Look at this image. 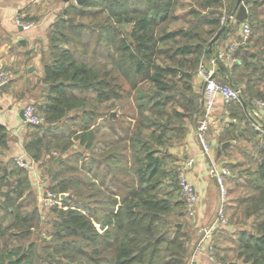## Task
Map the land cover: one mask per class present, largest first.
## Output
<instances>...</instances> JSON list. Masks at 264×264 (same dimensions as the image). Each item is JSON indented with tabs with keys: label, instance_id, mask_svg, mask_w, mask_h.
<instances>
[{
	"label": "trees",
	"instance_id": "trees-1",
	"mask_svg": "<svg viewBox=\"0 0 264 264\" xmlns=\"http://www.w3.org/2000/svg\"><path fill=\"white\" fill-rule=\"evenodd\" d=\"M224 1L92 0L63 9L50 30L43 101L35 105L45 122L26 124L24 150L44 171L43 155L51 154L58 166L49 169L46 188L64 197L43 231L30 172L3 159L8 131L0 124V264H188L191 217L173 149L203 116L195 81L200 65L213 59L231 86H243L242 102L226 105L232 121L221 135H230L229 144L216 156L231 171L227 185L242 190L226 212L242 224L241 206L246 220L233 233L217 231L214 257L220 264H264V127L254 128L248 101H264V0H242L251 36L234 50L229 69L213 53L234 32L222 22ZM123 25L131 26L127 34ZM116 102L122 110L112 116L121 108ZM100 118L105 139H97ZM68 124L64 136L75 135L90 151L87 162L62 158L71 142L59 134Z\"/></svg>",
	"mask_w": 264,
	"mask_h": 264
},
{
	"label": "crops",
	"instance_id": "crops-1",
	"mask_svg": "<svg viewBox=\"0 0 264 264\" xmlns=\"http://www.w3.org/2000/svg\"><path fill=\"white\" fill-rule=\"evenodd\" d=\"M74 0H0V70H13L11 82L0 89V124L8 131V150L4 161L17 155H25L24 139L27 126L20 117L23 108L32 102L40 105L43 101L41 92L45 85L40 83L43 77L45 62L50 59L49 34L53 23L57 20L63 9ZM76 4V3H75ZM17 17L22 21L31 23L27 29L17 25ZM29 20V21H27ZM237 24L234 32L228 34L227 38L221 39L214 45V55L236 50L243 44L241 34L242 23ZM230 24H233L231 21ZM240 36V37H238ZM222 63L229 69L233 63L232 59L225 57ZM205 68L213 71L217 81H231L228 73L222 72L217 64L211 60L205 61ZM196 88L203 91V79L198 74L196 77ZM243 90V86H239ZM226 105L218 98L211 120V127L217 131V122L225 120ZM264 123V110L260 112V118ZM101 121V120H100ZM100 121L98 124H100ZM264 127V125L262 126ZM208 135L211 145L210 159L202 154V149L197 140V125H190L188 134L182 145L173 149V153L179 159V167L186 168L189 161L194 164L186 168L187 179L195 186L198 195V205L194 217L190 218L193 240L191 254L200 238L202 228L211 226L219 206V189L214 176L210 173L211 161L217 166L223 163L217 159L218 138L213 134ZM222 131V129H221ZM102 147V145H100ZM86 150V149H85ZM84 162H87L90 151L86 150ZM94 152H97L94 150ZM40 164H36L33 173H30L31 183L35 191L40 194L39 185L44 186V175ZM215 190V191H214ZM218 230H227L233 233V227L217 226L214 228L212 239L215 240ZM195 264H215L203 251L195 259Z\"/></svg>",
	"mask_w": 264,
	"mask_h": 264
},
{
	"label": "built area",
	"instance_id": "built-area-1",
	"mask_svg": "<svg viewBox=\"0 0 264 264\" xmlns=\"http://www.w3.org/2000/svg\"><path fill=\"white\" fill-rule=\"evenodd\" d=\"M17 25L23 29H27L31 26V23L22 21L17 17ZM241 34L244 41H247L251 36L250 24L247 21L242 23ZM234 50L226 53L219 54V59L232 56ZM233 62L236 59L231 58ZM214 64V59L212 60ZM198 74L203 79V91H202V102H203V116L199 120L197 125V140L202 149V154L210 159L211 145L208 140L207 132L211 124L212 115L218 98H221L225 105L232 103L242 102L243 90L240 87L223 84L217 81L214 77L213 71H208L204 64H201L198 70ZM13 73L9 69L0 70V89L6 86L12 80ZM252 107V117L256 120L254 128L261 130L262 127L258 125L257 120L260 118V112L264 110V101L257 98L248 100ZM25 124L31 125H42L45 122V117L37 111L34 104H28L23 108ZM17 164L30 173H33L36 167V162L33 160L23 159L22 157L16 158ZM193 161H189L186 164V168L192 167ZM186 168L180 167L179 173V187L181 195L185 201V209L189 217H194L197 205L198 195L195 186L187 179L185 174ZM210 173L214 176L218 189H219V206L215 216L214 223L211 226H205L202 228L200 238L191 254L188 264H195V259L198 255L202 254L203 251L208 255L209 259L215 264H220L214 257V246L212 243L213 230L217 226H228V219L226 217V205H227V189H226V177L231 175V171L227 166H217L211 161ZM40 188V201L48 209L54 205L61 207V199L63 195L54 194L52 191L47 189L45 186L39 185Z\"/></svg>",
	"mask_w": 264,
	"mask_h": 264
},
{
	"label": "rangeland",
	"instance_id": "rangeland-1",
	"mask_svg": "<svg viewBox=\"0 0 264 264\" xmlns=\"http://www.w3.org/2000/svg\"><path fill=\"white\" fill-rule=\"evenodd\" d=\"M224 3H225V7L223 8V18H222L223 20H222V22L224 24H226L228 22L231 23V21H233V24H230V27H231L232 30L235 31V29L237 28V24H236V22H234V21H236L235 20V16H236V13H237V8H236L237 7V5H236L237 4V0H225ZM234 6H235V9L236 10L233 9ZM178 11H181V10L179 9ZM234 11H235V15H234ZM181 23H182V21H179L178 20L176 24L179 25ZM121 29H122V31L125 34H127L130 31L131 26H129V25H123ZM238 37H240V36H238ZM11 71H13V70H11ZM219 82H221L223 84L230 85V83L227 82V81H219ZM31 103L32 102H29V104H31ZM117 103L119 105H121V108L114 109V110H112L113 108L110 109V110H112V113L111 114L114 115V116H116L122 110V103L116 102V104ZM34 105H37L36 102L34 103ZM106 105H108V104L99 105V109L101 110V112L104 113L106 111ZM73 115H74V113L71 114L70 118L73 117ZM223 115H225V120L224 121H221V118L217 119L218 120V122H217V125H218L217 131L213 130L212 128L210 129V127H211V124H210L209 129H208V132H207V136H208L209 134H212V130H213V134L218 138V143H217V147L218 148L217 149L223 148V144L224 143H228L226 141H228V139L230 137V135H227V134L224 135V136L221 135V132H222L221 129L222 130L225 129L227 123L230 122V121H232L229 108L225 107V112H223ZM99 121H100V124H98ZM233 121L235 123L244 125V123H242L239 119H235ZM257 123L261 127L264 125V123L261 120H257ZM67 126L69 127V128H67V131H66L65 128L62 129L61 132H60V134H59V137L64 138V139H62L64 142L70 141L71 142V145H70L69 150L65 154V156H62V158L63 159H69L70 158V160L73 161L75 156L80 155V158H79L80 159V162H79V164H82L84 162L85 155H86L87 151L85 150V148L83 146H80L79 141L75 138V135H73L72 138L71 137L65 138V136L68 135V130L70 129V127H73L72 124H68ZM106 126H107V124H106L105 118H100V119L97 120L96 128H95L96 129V132H97V139H105L106 138V135L108 133V129H107ZM228 144H227V146H228ZM101 149H102V147L99 144L97 146V152L96 153L97 154H100L102 152ZM235 154H236V152H235ZM50 155L51 154H45V155H43L44 161H46V162L48 161V164L46 165L45 171L42 170L43 175L45 177L44 180H43L44 181L43 182L44 183V186L46 185L45 187H47V186L50 185V183H49L50 182L49 169L53 167L52 165L58 166V164H55V163H53L51 161ZM60 155L61 154L59 153V157H61ZM18 157H22L23 159H27V160H32L31 157L29 156V154H27V153L25 155H17V156L14 157V159L16 160V158H18ZM237 157L240 158L239 156H237ZM222 163H224V162H222ZM36 164H38V163H36ZM88 178H89V176L86 175V179H88ZM98 180L100 181V178H98ZM226 189H227V200H228L227 205H229L230 203H233L231 201H233V199H235L236 197H238V194L240 193L239 191H242V190L239 188V189H236L234 191L233 185H230V184L227 185V183H226ZM36 193H37V196H38V202H37V204H38V207H39V212H40L41 216L43 217L41 219L42 220V223H41L40 228L43 231H48L50 229V226L48 225V222L50 221V219L52 217V214H51V210L50 209L53 206L47 209L43 205V203L40 201V194L38 192H36ZM235 206L236 205H234L233 207H235ZM236 209H237L236 210L237 211V218H238V220H241V223L242 224H236L237 219L236 218L232 219L231 215H232V212L233 211L231 209H229V208H228V210L226 212V217L228 219V226L229 225H232V227L233 228L235 227L236 230H237L238 228L243 227V223H245L246 220L244 219L243 208H241V206L240 207L236 206ZM189 226H190V229H191V224ZM34 240H35V238H34ZM38 243L41 245L40 241ZM41 247L42 246L39 247V251L42 249ZM39 264H44V263L43 262H40Z\"/></svg>",
	"mask_w": 264,
	"mask_h": 264
},
{
	"label": "water",
	"instance_id": "water-1",
	"mask_svg": "<svg viewBox=\"0 0 264 264\" xmlns=\"http://www.w3.org/2000/svg\"><path fill=\"white\" fill-rule=\"evenodd\" d=\"M66 1H69V0H66ZM75 3L77 5H82L88 1H92V0H74ZM248 18V10H247V7L243 4L242 0H237V13H236V16H235V20L239 23H243L244 21H246ZM69 21V24L70 25H73V22H72V19L69 18L68 19ZM220 34L221 33H218L210 42V48H209V52H212V45L214 42H216L219 37H220ZM5 86H3L1 89H3ZM114 116V115H112ZM20 117L22 118L23 121H25V117H24V112L23 110L21 111L20 113ZM228 143H224L223 144V148H225L227 146ZM64 196V195H63ZM177 227H181V225H178ZM229 264H238L236 262H230Z\"/></svg>",
	"mask_w": 264,
	"mask_h": 264
}]
</instances>
